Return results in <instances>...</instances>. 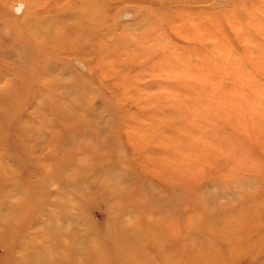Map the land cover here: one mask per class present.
Masks as SVG:
<instances>
[{
    "label": "rangeland",
    "instance_id": "rangeland-1",
    "mask_svg": "<svg viewBox=\"0 0 264 264\" xmlns=\"http://www.w3.org/2000/svg\"><path fill=\"white\" fill-rule=\"evenodd\" d=\"M4 1H8L7 5L12 15L17 18L27 15V0ZM56 1L60 4H69L64 7L71 10H75L80 4L78 0H48V12L46 8L40 6L34 12L54 13L56 8L50 9L53 8L50 5ZM84 1L88 2V0ZM95 11L98 12L97 17L101 21L89 40L93 46L92 50L84 58L80 56L84 60L81 69L74 65L73 68L81 72L82 75H78L79 79H85L91 86H98L97 89L101 90L103 99H93L95 105L89 109L84 102L76 98L70 85H63V88H60V91L63 89L61 93L64 95L63 102L59 104L62 106L61 112L72 116L87 114L89 120H85V123H82V120L76 121L66 126V129L62 131L60 128L56 129L55 134L46 136L51 138L48 142L50 145H45L44 152L41 154L43 159L38 165L30 164L22 148L19 147L17 134L14 133L16 121L8 122L10 117L17 114H15L16 111L21 110L22 105L29 106L31 98L26 102L21 93L23 94L27 89L31 91L33 87L29 86V82L27 85L21 84L19 81H9L6 76H3V73L8 70L10 74L14 72L13 64L22 67L30 63L31 57L24 51L20 52L22 50L16 43V37H13L15 34H12V31L0 28V175L10 182L7 171L16 176L21 170L19 174L22 175L23 180H19L18 185L25 192H30L31 196L34 193L36 198L39 197V202H47V206L41 207L43 210L40 221L35 223L37 231L45 232L43 239L50 241L54 225L50 220L52 216L54 218L58 216L56 213L58 205L54 207L52 204H59L60 201L70 206L72 214L78 218L80 230L93 234L95 228L104 226L102 224L104 198L94 196L92 191L86 193L83 190L74 191L73 187L78 186L79 189V185L72 184L69 187L65 181L61 185L62 182L58 180L61 175L56 166H60L59 163L64 159L71 173L70 180L78 182L77 178L83 180L89 174L88 168L92 172L97 170L96 168L100 169L103 160H108L112 164L117 162L115 161L117 148H122L124 154L131 156L132 151L122 133L117 135L118 142L122 140L121 144L113 142L110 140L111 131L102 134L101 126H104L106 123L104 121H107L109 128L113 129L114 122L122 120L124 114L146 115L150 114L151 109L163 117L164 125H161V129L164 133L171 132V127H179L181 131L178 134L179 140L175 141L174 145L186 155L187 161L182 167L184 172L190 175L188 181L177 179L159 182L158 179L153 178V182L160 185L175 206L171 204L170 207L173 208L164 210L166 206L152 205L156 214L148 216L146 212L140 214L141 219L138 218V211L136 213L138 215L135 214L134 218L129 216V212H124L127 230L134 227L145 230L151 223H158L162 227L165 217L164 219L173 222V226L177 228H174L175 232L171 233L173 236L170 239L173 240L171 246L174 248L168 244L163 251L169 250L176 253L181 252L184 245L182 240L186 234L197 229L193 227L192 221H190L191 225L187 222V216L195 208H199L206 218L209 216V219H212L211 214H213L211 208L217 207L220 208H217L220 213L223 212V215L226 214L229 218L231 214V218L236 215L239 219L238 215L252 209H256L258 215L264 216V209L258 207V205L264 206V0H97ZM109 31L114 32L119 39H111V42H108L106 34ZM142 35L149 36L150 39L149 37L146 39L149 41L140 42L144 39ZM108 44L110 46L116 44L117 52L104 56V60H107L106 65L104 64L107 69L105 72L113 75L111 78L106 76L104 78L99 72L101 68L95 64L96 58H100L98 57L100 50ZM144 46H146L145 49ZM23 53L28 57L23 56ZM65 54L75 58L77 52L70 54L65 52L62 55ZM124 58L125 60L130 58L132 61L121 66L117 62L113 64L114 61L119 62ZM129 79L141 90L135 92L127 88L128 95L121 99L122 84L127 83L126 85L131 87L127 82ZM117 80H119L117 83L119 86L114 84ZM4 89L8 91L5 94L2 91ZM163 94H167L169 98L160 99L159 97ZM145 95H148L151 98L150 102L153 103L148 109L140 111L139 107L145 103V99H142ZM154 97L159 99L152 100ZM40 100H42L41 111L44 114L54 112L45 95ZM105 101L113 106L111 108L113 113L108 109ZM179 103L183 106L178 107ZM26 107L23 114L32 118ZM35 124V127L39 126V130L32 135L35 136L33 144L41 141L44 131L43 129L40 131L38 122ZM66 131L81 134L73 135L74 138L68 145L69 142L63 141L61 136V133ZM196 140L199 142L196 143ZM168 141L170 143V140ZM28 146L32 148L30 144ZM128 163L129 161L119 166H112L113 170L120 174V170L123 169L125 174H121L120 177L123 180L118 190L120 196L111 199L112 203L107 205L109 208L106 206L110 216L117 215L118 209L115 210V208L120 204L126 207H128L126 204L133 205L135 202L138 205L142 204L143 200L137 193L144 192L143 180L152 179L149 173L143 172L138 164ZM45 172L52 173L54 178L48 182L46 196L41 199L40 190L44 192L43 188L37 186V182L34 184L33 181L35 178L42 177ZM92 176H94L93 173ZM80 186L83 187V185ZM60 188L63 189L61 196H54V190ZM176 203H179L181 207L184 205V208H178ZM158 209L163 212L161 216H157ZM30 217V214H22L23 220L14 223L13 237L17 235L20 240L26 229L25 224L30 222ZM161 217L163 218L159 219ZM54 222L57 226L62 224ZM257 222L264 225L260 220ZM227 228L229 226L223 225L218 230L225 232ZM197 233L203 238L196 237L185 244L191 254L178 257V260L166 264L232 263L230 258L222 259L224 261H219L218 256L212 258L210 249L212 244L206 243L207 236L210 237L207 229L202 227ZM260 239L264 241V235ZM263 241L261 243L257 239L254 240L253 248L255 250L262 248V250L252 259V262L248 257H241L244 251H251L250 247L237 243L235 240L231 241V246L239 250L236 262L264 264ZM3 243L5 242H0V264L4 258L3 249L8 247ZM214 243L216 244L215 241ZM239 245H242V249ZM143 248L145 250H142V253L148 252L150 253L148 256L152 257L147 261V257L134 253L132 260L135 262L131 261L132 264H151L152 262L161 264L159 256L154 251L155 247L145 244ZM218 248L225 252L226 245L218 243ZM218 253L219 251L216 254ZM221 255L222 253L219 256Z\"/></svg>",
    "mask_w": 264,
    "mask_h": 264
},
{
    "label": "bare ground",
    "instance_id": "bare-ground-1",
    "mask_svg": "<svg viewBox=\"0 0 264 264\" xmlns=\"http://www.w3.org/2000/svg\"><path fill=\"white\" fill-rule=\"evenodd\" d=\"M27 1L28 12L27 15L22 18H17L10 13L7 5L8 1H0V28H7L12 31V34H15L13 37H16V43L22 50L20 52L22 53L24 51L25 54L27 53L29 57H31L30 63L28 62V64H25L22 67L13 64L14 69H12L14 72H11L10 74L8 70L3 73V76H6V79H9V81H19L21 84L25 83L27 85L29 82V86H31V88L33 87L31 91L27 89L23 94L21 93L26 102H28L29 98H31L29 106L26 107L22 105L21 110L16 111L15 114H17L10 117L8 122L11 123L16 121L14 133L17 134L19 142L18 145L22 148L24 156H26V160H28L30 164L34 163L38 165L40 163L39 161L43 159L41 154L44 152L45 145H50L48 142H50L51 138H47L46 136L55 134V132H57L56 129L59 128L62 131L63 129H66V126L71 125L76 121L79 122V120H82V123H85L89 120L87 114L79 115L77 113L78 115L72 116L71 114L64 115V113L61 112L62 106L59 104L63 102L64 95L61 93L63 89L60 91V88H63V85H70V87L74 90L73 94L76 95V98L81 100L82 103L84 102V105L89 109L95 105L93 99H103L101 90L99 91V89H97L98 86H91L85 81V79H79L78 75H82L81 72L77 69L74 70L73 68V65L78 66L80 69L81 66L83 67V58L87 54L89 55V51L92 50L91 48L93 47L91 46L89 40L94 31L98 29V25L101 20L97 17L98 12L95 11L97 0H88V2L78 0L80 4L77 8H75V10L64 7L69 4H60L56 1L53 2V5H50V7H53L50 9L56 8L57 11L55 10V12L51 14L34 12V10H38V6L46 8L45 10L48 12V0ZM140 26L141 25H139V27ZM142 37L144 39L140 42L149 41L146 40L149 36L144 37V35H142ZM106 38L109 39L108 42H111V39H119L118 36L114 35V32L111 33L110 31L106 34ZM124 40H126V38ZM115 46L116 44L113 46L108 44V46H105L104 48L102 47L103 50H100V55L97 54L100 58H96L95 65L101 68L99 72L104 78H111L113 76L112 74L105 72L107 70L105 69L107 60H104V56L116 53L117 51H115ZM145 47L146 46H144V49ZM74 51L77 52L75 58L67 56L66 54L64 56L62 55L65 52L70 54ZM145 52L147 51L145 50ZM25 54L23 53V56L28 57V55ZM130 61H132L130 58L126 60L124 58L119 62L114 61L113 64L117 62V64L121 66L126 65ZM63 80L66 81L63 82ZM118 81L119 80L114 82L115 86H119V84H117ZM130 81L131 79L127 82L130 83L131 87L126 85L127 83L122 84L123 90L120 94L121 99H124L125 95H128L127 88L133 89L135 92L137 90H141L136 87L134 82L132 84ZM2 91L4 94L8 92L5 89ZM44 95L46 96L47 102L50 104L52 111H54L53 113L44 114L41 111L42 108L40 107V103L42 100L40 99ZM137 95L139 96L140 94ZM159 98L167 100L169 96L167 94H163ZM159 98L154 97L152 100H157ZM142 99H145V103L139 107L140 111H144L145 108L148 109L149 105L153 103L150 102L151 98H149L148 95H145ZM105 103L108 109L112 112L111 108L113 106L106 101ZM181 105L179 103L177 106L182 107L183 105ZM25 107L27 111H30V117L32 118H28L29 116H25L23 114ZM100 118H102V115H100ZM162 118L163 117L159 116L151 109L150 114L146 115H136L134 113L127 115L124 114L122 120L119 119L114 122L112 126L113 129H110L107 121L103 120L106 122V125L104 124V126H101L102 128L100 132L105 134L111 131L110 133L112 136L110 137V140L113 142H118L117 135L119 136V134L122 133L132 151L131 156L124 154V150L122 148H117V155L115 159L117 162L112 164L108 160H103L101 162L102 167H100V169L96 168L97 170L92 172L90 171V168H88L89 174L87 175L86 172L87 178L85 177L83 180L78 178L76 179L78 182H72L70 180L71 173L68 171L69 167L64 159L59 163L60 166H56L59 175H61V178L58 179L62 182L61 185H63V181H65L69 187H71L72 184L75 186L79 185V189L77 186V188L73 187V190H83L85 193L92 191L93 194H95L94 196L104 198V221L102 223L104 226H99L98 229L95 228L93 234L85 232L86 230H80L78 228V218L72 214L70 206L59 200V204H52L54 207L58 205V211L56 212L58 213V216L56 215L55 218L52 216V219L50 220L54 223L49 238L52 242H48V240L43 239L45 232L43 233V230L37 231V224L35 223L40 221V214L43 210L41 207L46 205L47 202H39V197L36 198L34 193L31 196L30 192H25V190L18 185L19 180H23L22 175L19 174L21 173V170L18 174H16V176H14L12 172L7 171L6 174L10 176V182H7L3 176L0 175V242L3 241L5 242L3 245L8 246L6 249H3L4 258L1 264H132L131 261L135 262L132 260L135 256L133 255L134 253H140L141 256L147 257V261L148 258L152 257L148 256V254H150L148 252L146 254L142 253V250H145V248H143L145 244H150L152 247H155L156 249L154 251L156 252V255L159 256L161 264H166L176 261L180 257H184L186 254H191L188 252L189 250L185 244L191 242V240H194L196 237L200 239L203 238V236H200L197 233V231L202 229V227L205 228V230L207 229L210 234V237L207 236L208 238L206 239V243H210V245L212 244L210 246L212 251L211 254H213L212 258L218 256L220 258L219 261H224L222 259L229 260L230 258L232 260L230 261L232 262L230 264H239L240 262H236L239 250L234 249V246H231L232 244L230 243L235 240L237 243H243L244 245H248V247H250L251 251H244L241 257H248L250 262H252V259L262 250V248L257 250L253 248L254 240L257 239V241L259 240L262 243L263 240L260 238L264 235V225L257 222L260 220L264 223V216L258 215L256 209H252L251 211L238 215L239 219H237L236 215H234L233 218H231V214H229L230 218L226 214L223 215L224 213H220V210H218L220 208L218 207V209L211 208L213 213L211 214L212 219H209L208 215L207 219L199 208H193L194 210H192L187 216V222L191 225L190 221H192L193 227L198 230L196 229L194 232L186 234L182 240V244L184 245L182 246L181 252L177 251L176 253L173 251L169 252V250L163 251L164 247L168 244H170V247H173L171 246L173 240H170L171 236H173L171 233L174 234V228H177V226H173V222L168 219H164L165 217L159 218H163L164 225L162 227L159 226L158 223H151L145 230H139L136 227L127 230L125 219L123 217L124 212H129V216L133 218L135 217V214L139 212L138 218L141 219L142 217L140 214L142 215L146 212L148 216L154 213L156 214L152 205L158 204L161 205V207L166 206V209L164 210L173 208L170 207L171 204H173L170 196L162 190L158 183L153 182V178L158 179L159 182H166L167 180L176 181L177 179L189 180L188 177L190 174L184 172V167H182V165L187 161L186 155L181 153L178 147L174 145V142L179 140L178 134L181 131L178 129V126H175L171 127V132L167 134L164 133L161 129V125H164V123H162ZM94 119L97 120L96 118ZM34 122H38L40 124V131H42V129L44 130L42 132L41 141H38L36 144H33L35 136L33 137L32 135L37 133L36 131L39 130V126L35 127L36 124ZM98 122L102 121L100 120ZM61 134L63 141L66 140L69 142V145L76 132L66 131ZM30 137L31 140H29ZM168 140H170V143ZM120 142H122V140L118 143ZM195 142L198 143L199 141L196 140ZM29 144L32 148L28 146ZM249 159L250 158H248V160ZM127 161H129L128 164H133L134 162L138 164L141 170L145 173H149L152 179L147 178L146 180H143V183L145 184L144 192L137 193L141 200H143L142 204L138 205L137 202L133 203V205L126 204L128 207L120 204L119 207L115 206V210L118 209L117 215L110 216L109 212L106 211V206L112 203V198L120 196L118 190L120 188L119 186L123 183V180L122 178L120 179V177L121 174H125L123 169H121L122 171L120 170V174L118 171L113 170L112 166H119L121 163ZM32 172L35 173L33 170ZM92 173L94 176H92ZM43 175L42 177L37 178L38 180L35 178V181H33L34 184L37 182L36 185L43 188L44 192L41 191L42 189L40 190L42 194L41 199L46 196L45 190L48 189V182L54 178L52 173L45 172ZM178 176L180 177L177 178ZM79 181H81V183ZM80 185H83V187L81 188ZM61 190L63 189L60 188L58 190H54L55 194L53 195L56 197L61 196ZM82 195L88 196L86 194ZM176 196L178 198L179 195L176 193ZM167 198L170 199V201ZM173 205L175 206V204ZM176 205L178 208L181 207L179 203H176ZM49 206L50 205H48V207ZM258 207L264 209L263 205H258ZM107 208L109 207L107 206ZM181 208H184V205ZM161 209H158L157 216L162 215L163 212ZM22 214H30L31 217L29 220L30 222L25 224L26 229L19 240L17 235L13 237L14 231L12 230L15 226L14 223L23 220L21 218ZM138 214H136V216ZM217 219L218 221H215ZM54 221L60 222L63 225L58 224L59 226H57ZM223 225L229 226V228L225 229V232L218 230V228ZM118 227L120 228L118 229ZM89 235L93 236L90 237ZM218 243L226 245V253L218 248ZM239 246H241L242 249V245ZM262 246L264 245L262 244ZM217 251H219L218 254H216ZM221 253L222 255L219 256ZM151 264H154V262Z\"/></svg>",
    "mask_w": 264,
    "mask_h": 264
}]
</instances>
